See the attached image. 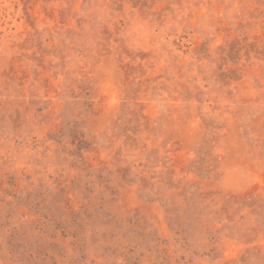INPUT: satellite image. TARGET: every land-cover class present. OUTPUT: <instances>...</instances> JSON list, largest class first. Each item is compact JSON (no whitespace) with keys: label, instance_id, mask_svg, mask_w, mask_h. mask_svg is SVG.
Masks as SVG:
<instances>
[{"label":"rangeland","instance_id":"rangeland-1","mask_svg":"<svg viewBox=\"0 0 264 264\" xmlns=\"http://www.w3.org/2000/svg\"><path fill=\"white\" fill-rule=\"evenodd\" d=\"M0 264H264V0H0Z\"/></svg>","mask_w":264,"mask_h":264}]
</instances>
